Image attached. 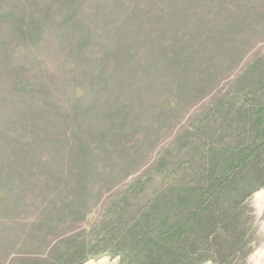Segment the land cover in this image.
I'll return each instance as SVG.
<instances>
[{"label": "rangeland", "instance_id": "rangeland-1", "mask_svg": "<svg viewBox=\"0 0 264 264\" xmlns=\"http://www.w3.org/2000/svg\"><path fill=\"white\" fill-rule=\"evenodd\" d=\"M196 150L228 231L165 264H264V0H0V264L142 256L110 197Z\"/></svg>", "mask_w": 264, "mask_h": 264}, {"label": "trees", "instance_id": "trees-1", "mask_svg": "<svg viewBox=\"0 0 264 264\" xmlns=\"http://www.w3.org/2000/svg\"><path fill=\"white\" fill-rule=\"evenodd\" d=\"M186 133L191 136V142H198L195 140L196 132ZM198 154L199 150H196L187 163L175 161L172 168L165 165L158 175L145 173L110 197L107 206L112 210L119 209L118 215L121 217H124L133 202V206L141 211L133 224L129 222L126 231H119L120 245L125 249L130 243L133 246L139 242L143 249H148L140 252L144 253L142 256L124 252L126 254L121 264H165V257L172 252L176 255H195L198 252L204 254V246L212 233V223L218 222L219 225H224V231H228L229 216L222 208L218 209L216 216L209 213L211 218L204 215L203 210L207 209L210 202L223 200L218 192L236 178L234 169L236 170L237 163L241 160L231 158L220 164L215 155L214 159L208 160L207 165L201 166ZM207 173L219 175L207 177ZM212 177L213 185H219V191H214L215 198L203 191L205 182ZM118 194L120 195L117 196ZM83 261H73L72 264H82ZM182 263L185 264L186 260Z\"/></svg>", "mask_w": 264, "mask_h": 264}, {"label": "bare ground", "instance_id": "bare-ground-1", "mask_svg": "<svg viewBox=\"0 0 264 264\" xmlns=\"http://www.w3.org/2000/svg\"><path fill=\"white\" fill-rule=\"evenodd\" d=\"M258 196H261V197H263V194L259 193V194H258ZM260 199H261V198H260ZM263 199H264V198H263Z\"/></svg>", "mask_w": 264, "mask_h": 264}]
</instances>
